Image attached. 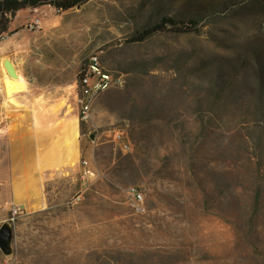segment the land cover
I'll return each instance as SVG.
<instances>
[{
  "label": "rangeland",
  "instance_id": "1",
  "mask_svg": "<svg viewBox=\"0 0 264 264\" xmlns=\"http://www.w3.org/2000/svg\"><path fill=\"white\" fill-rule=\"evenodd\" d=\"M163 18L185 26L133 41ZM9 30L7 104L78 116L77 75L98 51L126 84L79 123L78 159L68 126L69 165L47 183L45 211L8 214L3 264H264V0H82L65 12L21 10ZM129 187L143 191L144 214L128 206Z\"/></svg>",
  "mask_w": 264,
  "mask_h": 264
},
{
  "label": "crops",
  "instance_id": "2",
  "mask_svg": "<svg viewBox=\"0 0 264 264\" xmlns=\"http://www.w3.org/2000/svg\"><path fill=\"white\" fill-rule=\"evenodd\" d=\"M24 98L16 100L23 105ZM4 100L0 98V227L13 205L24 215L48 208L47 183L69 165V125L78 128L77 159L81 155L78 116L65 108L16 107Z\"/></svg>",
  "mask_w": 264,
  "mask_h": 264
},
{
  "label": "built area",
  "instance_id": "3",
  "mask_svg": "<svg viewBox=\"0 0 264 264\" xmlns=\"http://www.w3.org/2000/svg\"><path fill=\"white\" fill-rule=\"evenodd\" d=\"M41 21L36 18L29 25L31 30L39 29ZM103 51L93 53L86 65L81 67L82 80H76V103L78 107V119L87 123L92 117V107L95 100L104 92L112 88H123L126 84L125 75L108 70L105 66H97V59H102ZM116 145L124 151L129 150V144L124 140V132L116 130L113 137ZM85 176L94 177L95 173L88 167V162H81ZM128 206L134 214L142 215L146 212L145 197L142 190L137 187H129L125 190ZM22 214L20 208L13 205L10 208V222H15Z\"/></svg>",
  "mask_w": 264,
  "mask_h": 264
},
{
  "label": "trees",
  "instance_id": "4",
  "mask_svg": "<svg viewBox=\"0 0 264 264\" xmlns=\"http://www.w3.org/2000/svg\"><path fill=\"white\" fill-rule=\"evenodd\" d=\"M81 3L82 0H0V42L3 41L4 35H12L16 32H10L9 26L16 14L21 10H36L45 6H50L57 11L65 12L79 6ZM196 24V21H190V25ZM168 25L175 27L179 26V28L185 26L183 22H177L171 18H163L159 24L138 33L137 36L133 38V41L145 40L155 32L165 29Z\"/></svg>",
  "mask_w": 264,
  "mask_h": 264
},
{
  "label": "water",
  "instance_id": "5",
  "mask_svg": "<svg viewBox=\"0 0 264 264\" xmlns=\"http://www.w3.org/2000/svg\"><path fill=\"white\" fill-rule=\"evenodd\" d=\"M3 66L5 67L7 74L10 78L19 79L17 69L9 59H5L3 61ZM12 240H13L12 225L9 222H5L0 227V250L5 256H10L13 253Z\"/></svg>",
  "mask_w": 264,
  "mask_h": 264
},
{
  "label": "bare ground",
  "instance_id": "6",
  "mask_svg": "<svg viewBox=\"0 0 264 264\" xmlns=\"http://www.w3.org/2000/svg\"><path fill=\"white\" fill-rule=\"evenodd\" d=\"M97 66H104V65H103V62H102V59H97ZM3 69H4L6 75H7V77H8L9 79H11V80H18V79H12V78H10V77L8 76L7 71H6V69H5L4 66H3ZM76 80H82V72H78V75H77V79H76Z\"/></svg>",
  "mask_w": 264,
  "mask_h": 264
}]
</instances>
